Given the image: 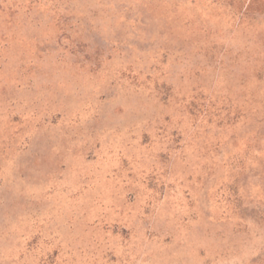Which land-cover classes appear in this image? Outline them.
<instances>
[{
    "label": "rangeland",
    "instance_id": "374dc122",
    "mask_svg": "<svg viewBox=\"0 0 264 264\" xmlns=\"http://www.w3.org/2000/svg\"><path fill=\"white\" fill-rule=\"evenodd\" d=\"M0 264H264V0H0Z\"/></svg>",
    "mask_w": 264,
    "mask_h": 264
}]
</instances>
